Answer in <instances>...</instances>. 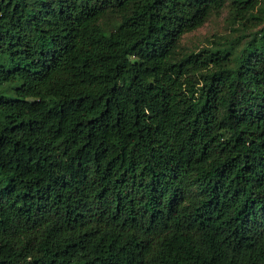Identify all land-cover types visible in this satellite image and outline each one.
Returning a JSON list of instances; mask_svg holds the SVG:
<instances>
[{"label":"trees","instance_id":"trees-1","mask_svg":"<svg viewBox=\"0 0 264 264\" xmlns=\"http://www.w3.org/2000/svg\"><path fill=\"white\" fill-rule=\"evenodd\" d=\"M229 6L238 33L184 49ZM262 0H0V264H264Z\"/></svg>","mask_w":264,"mask_h":264},{"label":"rangeland","instance_id":"rangeland-1","mask_svg":"<svg viewBox=\"0 0 264 264\" xmlns=\"http://www.w3.org/2000/svg\"><path fill=\"white\" fill-rule=\"evenodd\" d=\"M262 3L264 4V0H262ZM229 9V6H225L218 13L211 14L201 27L183 35L181 39L182 47L197 50L211 42L224 43L233 39L238 31H234L235 24L230 21ZM261 26H264V21L252 31H257Z\"/></svg>","mask_w":264,"mask_h":264}]
</instances>
